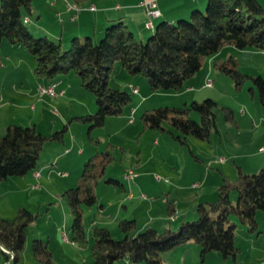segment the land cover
Here are the masks:
<instances>
[{
    "label": "trees",
    "instance_id": "1",
    "mask_svg": "<svg viewBox=\"0 0 264 264\" xmlns=\"http://www.w3.org/2000/svg\"><path fill=\"white\" fill-rule=\"evenodd\" d=\"M85 1L73 0L76 5ZM31 12L32 0H0V45L3 39H7L11 44L27 48L34 56V73L42 84L55 82L61 74L71 71L78 77L81 86L93 93L96 111L74 115L73 118L88 123L91 139L93 127L103 125L107 116L121 114L132 101L133 92L109 83L115 61L130 75L144 76L153 91H182L187 80L201 68L203 59L225 46L264 50V5L260 0H206L204 10L194 8L186 18L174 22L158 21L145 41L138 39L118 19L105 27L99 40L94 34L73 36L67 48L45 35L35 37L26 26ZM153 18L150 27H153ZM220 59L222 63L215 61V65L230 75L236 86L247 79L252 81L264 108V77L244 72L232 54ZM215 105L216 101L207 97L201 101L193 99L182 107L158 106L144 109L140 121L143 128L167 130L180 141L185 142L179 134L166 128L165 122L182 133L208 139L211 130L216 128ZM223 108L226 118L235 120L233 110ZM191 110L199 114V121L189 117ZM68 122L52 134L42 133L35 124H7L4 133L0 134V181L33 170L45 143L62 140ZM113 158L109 148L96 150L84 162L76 184L62 192L72 215L73 243L81 246L88 243L83 225L84 208L96 202L95 187ZM105 181L122 186L114 178ZM233 191L237 194L235 201L231 199ZM170 204L168 202V213ZM195 209L197 217L182 221L177 229L165 227L158 230L149 226L137 231L134 218H119L117 226L123 235L114 238L108 227L94 225L91 229L90 264H112L124 256L128 264L141 261L145 264H167L163 261V253L189 241L198 246L201 261L210 252H218L224 259L231 257L236 260L239 251L235 243L237 222L250 232L258 230L256 212L264 210V164L256 172L243 171L239 166L233 180L223 175L217 185V197L197 202ZM36 217L37 213L24 205H19L11 218L0 217V251L4 255L1 264L19 263L26 228ZM32 251L41 263L55 264L48 240L34 238Z\"/></svg>",
    "mask_w": 264,
    "mask_h": 264
},
{
    "label": "rangeland",
    "instance_id": "2",
    "mask_svg": "<svg viewBox=\"0 0 264 264\" xmlns=\"http://www.w3.org/2000/svg\"><path fill=\"white\" fill-rule=\"evenodd\" d=\"M33 2L37 7L46 5L45 0H33ZM66 2L71 6L76 5L73 0H66ZM262 4L264 5V3ZM205 5L206 0L198 9L204 10ZM77 6L82 8L80 4ZM42 11L45 16V10ZM28 17L30 22L26 23V26L33 31L35 37H40L33 24L37 21L36 15L31 13ZM105 27L101 34H94L96 40L104 35ZM148 35L144 36L143 41L147 39ZM136 37L140 39L138 36ZM48 39L59 40L52 37H48ZM63 47L67 48L68 44ZM230 54L234 56L238 66L244 72L264 77V50L254 47L239 49L229 45L223 48L221 58H226ZM220 60V57L214 60L211 59V56L206 57L195 76L190 79L191 81L186 82L192 86L186 93L187 104L195 97L198 101L207 97L216 101L214 107L216 128L211 130L208 139H200L192 134L182 133L166 122L164 126L173 133L179 134L185 142L174 138L167 130L143 128L140 115L144 109L158 106L182 107L184 100L180 96L184 94L185 90L153 91L144 76L130 75L118 61L114 62L110 73V85L131 91L130 83L138 86L139 91L132 93V101L124 107L121 114L107 116L103 125L93 127L91 139L88 136V123L75 119L73 116L81 108L86 109L92 104H94L93 112L96 111L93 93L83 88L78 77L71 71L65 75L61 74L59 77L64 79L66 85L69 83L68 86L71 87V89H67L69 92L80 90L81 93L72 92L60 96L40 95L38 79L34 73V56L24 46L11 44L7 39L2 40L0 45V134L4 133L5 127L9 123L23 126L35 124L42 133L52 134L57 129H61L67 121H70L63 131L64 140H50L45 143L39 154L35 168L42 171L43 177L47 179L46 183L34 187L29 182V185L25 186L15 182L19 180V176H9L7 181H0V185L10 184L8 190L6 187V192L0 187V217H13L19 205H24L33 213H37L36 219L26 228V240L18 264H43L33 255L32 240L34 238L48 240L55 264H78L83 261L90 264L92 239L88 223L97 219L95 212L98 209V203L91 206L92 213L87 218L85 217L87 245L72 244L70 229L72 215L66 199L62 196L64 190H61V178L64 174H69L68 178L70 179H73L76 173L79 175L84 162L96 150L109 148L114 157L108 164L102 181L95 187L98 199H102L107 210L113 215V219L117 213L119 218L128 217L127 215L134 213L133 215L139 223L137 229L149 216L167 218L168 202L175 197H179L180 201H185L184 207L188 206L189 196L190 198L195 196L200 192L202 186L192 187V183L202 184L208 169L210 183L215 174L220 176L221 170L224 171L227 178L233 180L237 177L239 166L246 172H256L260 169L261 166H257L256 162L257 158L264 157V150H260L264 146V122L260 126L258 124L261 122V116L264 117V108L258 100L257 90L252 81L247 79L236 86L233 78L218 67V64L222 63ZM215 61L218 63L217 66ZM205 77L211 80V86H206L204 80L201 82ZM251 86L253 91L250 89ZM179 94L181 95L179 96ZM223 107H230L233 110L235 120L226 118V110ZM189 117L199 121V114L195 110L189 112ZM129 118H133V120L129 121ZM83 146L90 148V152L80 155L77 149ZM258 151L262 152L260 157L257 156ZM59 154L63 158L57 161L60 157ZM220 157L224 159L218 161L217 159ZM64 161L65 164L62 163ZM128 169H132L135 173L134 177H136L132 181L124 177ZM30 171L32 170L28 172ZM107 178L119 180L125 185L127 192L131 187L134 197L132 200L124 201L127 206H131L128 211L121 205L123 191L120 186L115 183L108 185L104 182ZM75 184L76 182L68 184V187ZM177 188L178 191H175ZM60 192L61 195H56ZM118 193L120 195H117ZM142 193L145 194L146 199L138 197ZM236 195L234 191L231 193L233 201L236 200ZM137 199L143 200L142 203H139ZM117 208L120 212H117ZM84 210L86 212L87 207ZM65 214L67 224L63 222ZM196 217L187 219L193 220ZM232 218L237 222L235 217ZM256 219L258 230L253 232H249L245 225L237 222L235 243L239 247V251L236 260L231 257L222 259L220 253L214 252L207 254L201 261L198 252L193 255V252L190 251L188 264H192V257L196 264H220L221 260H225L229 264H247L252 261V258L256 260L258 250L264 249V210L256 212ZM181 221V218L176 222L170 221L168 225L172 229H177ZM110 227L114 238L122 237V232L116 233L114 226ZM153 227L158 230L164 228L158 222H155ZM241 228L244 233H240ZM115 229L120 230L117 223H115ZM248 233L252 236L247 237ZM63 234L68 238L65 239ZM178 253L179 250L163 253V261H169L170 257L178 261ZM3 259L4 255L0 251V264ZM112 264H127V257L119 258ZM137 264H145V262L141 261ZM171 264L173 263L171 262Z\"/></svg>",
    "mask_w": 264,
    "mask_h": 264
},
{
    "label": "crops",
    "instance_id": "3",
    "mask_svg": "<svg viewBox=\"0 0 264 264\" xmlns=\"http://www.w3.org/2000/svg\"><path fill=\"white\" fill-rule=\"evenodd\" d=\"M144 1H146V0H87V1L80 4L82 6V8H80V10L77 12L76 17H72L73 14L75 13V11H74L73 7H71L72 9L68 8V4H67L66 0H45L46 5L42 6V7L35 6V4L32 0V12L31 13H34L37 17V21L35 23H33L35 26V30H37V32H39L40 35H45L47 37H52V38H58L59 39L58 41H60L61 44L64 46L65 44H69V41L73 36H83L86 34H101V32L105 26L109 25L112 22H115L118 19H121L129 27V29H131L134 32L135 36H138L140 39L143 40V38H144V36H146V34L148 35L153 31L154 26L156 25V23L158 21L165 19V20H168L170 22H174L175 20H177L179 18H186L189 16L192 9L198 8L205 3V0H155L157 7L160 10V15L153 18V27L148 28L144 24L145 19L147 17L146 12H145V7L143 5ZM260 1L262 3H264L263 0H260ZM91 4H94L95 9L92 10V9L88 8L89 5H91ZM116 5H118V7H116ZM43 9L45 10L44 11L45 16H43V11H42ZM28 22H30V18L27 16L26 23H28ZM222 50L223 49H221L220 51H218L217 53L212 55L211 59L214 60L217 57L221 58ZM205 78H203L201 80V82H203V80L205 82V80L207 79V78L206 79ZM190 79L187 80V82L191 81ZM198 80H199V78H198ZM57 81H59V82H58V84H56L55 88L57 90L62 89V88L65 89L64 94H67V93L71 94L72 92H74L76 94L81 93L80 90H78V91L73 90V91L69 92V90H67V89H71V87H70V85L68 86L69 83H67V85L65 84L66 82L64 81V79L59 77ZM37 82H38L37 84H40V83H42V80L38 79ZM191 88H192L191 84L189 85L187 83L185 88L183 89V90H185L183 92L184 94L182 96H180L181 94H179L180 98L182 97V99L184 100V103H186L188 100V96H186V93ZM138 91L139 90L137 89L136 93H138ZM193 99L196 100V97ZM93 109H94V104L89 105L86 109L81 108L79 111H77L76 115L91 113V112H93ZM260 121L261 122L258 124V126H260L261 123L264 122L263 116H261ZM62 140H64V138H62ZM89 150H90V148H84V146H83L82 148L79 147L77 149V152L80 155H82V154H84V152H88ZM261 153L262 152L258 151L257 156L260 157ZM59 155H60V157L58 158L57 161H59L60 159L63 158V156H61V154H59ZM260 158H257V162H256L257 166L263 165L264 157L262 156V158L261 159ZM64 159H66V158H64ZM62 163L65 164L66 162L64 161ZM35 171H39L40 175L38 177H36L34 175ZM47 175H48V173H47ZM223 175L226 176V174H224V171L221 170L220 176L219 175L217 176L215 174L212 178V182L210 183V172L208 169L204 175L203 183L200 184V185H202L200 187V192L196 193L195 196H193L191 198L189 196L188 201H187L188 206H186V207H184L185 201H180L179 197H175L174 199H172L170 201L171 204L169 206L170 213H168V209H167V213H168L167 218L149 216L148 218H146L141 223L142 225H141V227H139V229H137L139 223L137 221V218L133 215L134 213H130V215H127L128 217H122V218H134L136 221V230L137 231H140V230H142L146 227H149V226L153 227V224H155V222H158V224L160 226H164V228H165V227H170V225H168L170 223V221L176 222L180 218L182 221H184V220H188L187 218H190V217L193 218V217L197 216V212H195L196 211L195 206H196L197 202L206 201V200H213L217 197V185L221 181V178ZM68 176H69V174H64V176L61 178L62 179V182H61V186H62L61 188L62 189L61 190H65L69 187H72L71 185L68 187V184H72L73 182H76L77 177L79 175L76 173V175H75V177H73V179L68 178ZM138 176H139V174L137 175V177ZM19 177H20V178H18L19 180L15 181V182L24 184L25 186H27V184L29 185V182H31V184H33L34 187H38V185H42V184L46 183V181H47V179L45 177H43L42 171H40L37 168H34L32 171H30V172H28L22 176H19ZM135 177H133V180ZM126 179H128V178H126ZM128 180L131 181V179H128ZM5 181H7V179ZM101 181H99V183ZM104 182L107 183L108 185H110L112 183V182H107L105 180H104ZM98 184H97V186H98ZM121 184H122V186H120V188L123 191V196H122L123 201H122L121 205L126 211H128L131 206L130 207L127 206L124 203V201L132 200L134 197V193H133L131 187L129 188L130 190H128V192H127V188L125 187V185L123 183H121ZM9 186H10V184H7V186H6V184H5V186L0 185L2 190H5V192H6V187L8 190ZM108 189L110 190L112 188H108ZM113 191H114V189H113ZM175 191H178V188ZM61 192H60V194L57 193L56 195H61ZM126 193H127V198H126ZM130 194H132V197H130ZM95 195H96V202L95 203H98V209L95 212V214L97 215L96 216L97 219H93L88 223V230L91 232V229L94 225L106 226L109 228V230H111L110 226H114L113 228L116 231V233H119L118 231H120V230H116L117 228L115 229V223H117V219L119 218L118 217L119 214L117 213V212H120L119 209L118 208H117L118 210L116 209L117 214L115 215L116 217H114V219H113V215L107 210V207L105 206L102 199L101 200L98 199L97 193H95ZM117 195H120V194L118 193ZM138 197H140L142 199H146L145 198L146 196L142 197V196L138 195ZM137 200L139 201V203H142V201H143L141 199L140 200L137 199ZM91 206L87 207L86 212L84 210V215H83V225H84V229H85V233H86L87 238H88V236H87V231L85 228V217L87 218V216L90 213H92ZM133 208H135V207H133ZM169 216H172V218H169ZM96 220H98V221H96ZM63 222H65V224H67V222H68L67 218H66V214L64 216ZM239 231H240V233H244L243 228H241ZM251 236H252V234H249V233L247 234V237H251ZM193 243L194 242L189 241V242L184 243V244H182V245H180V246H178V247H176L170 251L165 252V253H170L171 251L179 250L178 261H175V259L170 257V259H168L169 261H167L166 263L171 264V262H172L173 264H188L189 252L190 251L193 252V255L195 253L199 252L198 246H195L196 244H193ZM72 244H74V243L72 242ZM211 253H214V252H210L208 254H211ZM215 253H218V252H215ZM257 254L258 255L256 256V260H255V258L254 259L252 258L251 259L252 261L247 263V264H264V249L258 250ZM215 257L218 258V256H215ZM222 259H224V258L222 257ZM191 260H192L191 261L192 264H196V262H194V257H192ZM219 263L220 264H229L225 260H221ZM127 264H128V260H127ZM202 264H205V263H202ZM238 264H240V263H238Z\"/></svg>",
    "mask_w": 264,
    "mask_h": 264
},
{
    "label": "built area",
    "instance_id": "4",
    "mask_svg": "<svg viewBox=\"0 0 264 264\" xmlns=\"http://www.w3.org/2000/svg\"><path fill=\"white\" fill-rule=\"evenodd\" d=\"M143 5L145 7V12H146V19H145V26L150 28L151 26V18L155 15H158L160 14V10L159 8L157 7V4L155 2V0H147V1H144L143 2ZM116 7H118V5H116ZM69 9H72L70 7H68ZM89 9H95V6L94 4H91ZM80 9H74L75 13L73 14L72 17H76L77 15V12L79 11ZM59 81H55V82H52L50 84H38V91H39V94L42 95V94H47V95H51V96H60V95H63L65 93V89H56L55 86L56 84H58ZM206 86H211L212 85V82L210 79H207L204 83ZM129 87L131 89V92L133 93H136L137 92V89L138 87L133 85V84H129ZM133 118H129V121H132ZM260 150H264V146H262L260 148ZM224 158L223 157H220L218 158L217 160L218 161H222ZM134 172H130V169H128L126 171V173L124 174V176L126 177H130L131 181L133 180V177H134ZM34 175L35 176H39V172L38 171H35L34 172ZM200 183L199 182H193L192 183V186H199ZM142 197L145 196L144 193L141 194ZM130 197H132V194H130ZM169 218H172V216H169ZM63 237L64 238H68L67 235L63 234Z\"/></svg>",
    "mask_w": 264,
    "mask_h": 264
},
{
    "label": "bare ground",
    "instance_id": "5",
    "mask_svg": "<svg viewBox=\"0 0 264 264\" xmlns=\"http://www.w3.org/2000/svg\"><path fill=\"white\" fill-rule=\"evenodd\" d=\"M68 7H73L74 9H80V7L79 6H77V5H74V6H71V5H68ZM90 7V6H89ZM160 14H158V15H155V16H153V17H157V16H159ZM152 17V18H153ZM152 18H151V26H152ZM130 172H134L132 169H130ZM124 177H126V176H124ZM126 178H128V179H130V177H126ZM65 239H67V238H65Z\"/></svg>",
    "mask_w": 264,
    "mask_h": 264
}]
</instances>
